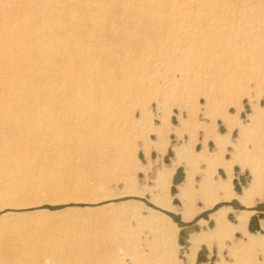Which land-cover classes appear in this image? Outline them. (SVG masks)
<instances>
[{
	"label": "rangeland",
	"instance_id": "1",
	"mask_svg": "<svg viewBox=\"0 0 264 264\" xmlns=\"http://www.w3.org/2000/svg\"><path fill=\"white\" fill-rule=\"evenodd\" d=\"M0 137V264H264V0H0Z\"/></svg>",
	"mask_w": 264,
	"mask_h": 264
},
{
	"label": "bare ground",
	"instance_id": "2",
	"mask_svg": "<svg viewBox=\"0 0 264 264\" xmlns=\"http://www.w3.org/2000/svg\"><path fill=\"white\" fill-rule=\"evenodd\" d=\"M37 108V107H36ZM41 111V110H40ZM50 111V110H49ZM37 113V112H36ZM50 113V112H49ZM47 116V115H46ZM24 118V117H23ZM30 122V121H29ZM13 123V122H12ZM2 136V135H1ZM0 141H1V137H0ZM4 149V143L3 142H1L0 143V150H3ZM226 199H228V198H226ZM243 217H244V215H243ZM219 218H221L220 216H219ZM221 219H219V221H220ZM222 221V220H221ZM219 224V227L221 226V223H218ZM241 224V223H240ZM244 226V225H243ZM245 227V226H244ZM238 228V227H237ZM236 228V229H237ZM243 228V227H242ZM223 229V228H222ZM171 230V229H170ZM240 230H243V229H241L240 228ZM177 231V230H176ZM167 233V232H166ZM173 234V233H172ZM171 236V235H170ZM174 237V236H173ZM256 238V237H255ZM171 239V238H170ZM254 242H255V240H254ZM195 246V245H194ZM195 248H196V246H195ZM195 248H193V249H195ZM198 250V249H197ZM247 250V249H246ZM194 253V252H193ZM194 255V254H193ZM196 258V257H195Z\"/></svg>",
	"mask_w": 264,
	"mask_h": 264
},
{
	"label": "crops",
	"instance_id": "3",
	"mask_svg": "<svg viewBox=\"0 0 264 264\" xmlns=\"http://www.w3.org/2000/svg\"><path fill=\"white\" fill-rule=\"evenodd\" d=\"M255 195H257V194H255ZM234 198V197H233ZM237 198H238V196H237ZM258 199H260V198H255V200H254V205L252 206V207H247V206H245V205H243L240 201V203L242 204V206H244V207H246L247 209H252V208H254L255 207V203H256V201L258 200ZM238 200H239V198H238ZM247 200V199H246ZM250 202L252 201L251 199H248ZM248 211V210H247ZM252 211V210H251ZM254 213H255V211H253ZM253 213V214H254Z\"/></svg>",
	"mask_w": 264,
	"mask_h": 264
}]
</instances>
